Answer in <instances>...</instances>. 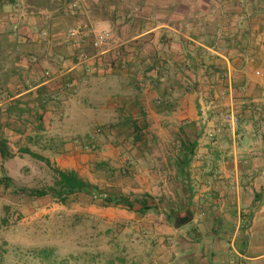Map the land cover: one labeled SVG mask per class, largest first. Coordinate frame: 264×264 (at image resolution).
Here are the masks:
<instances>
[{
  "label": "rangeland",
  "instance_id": "obj_1",
  "mask_svg": "<svg viewBox=\"0 0 264 264\" xmlns=\"http://www.w3.org/2000/svg\"><path fill=\"white\" fill-rule=\"evenodd\" d=\"M157 2L0 0V137L14 153L0 157V264H164L174 252L204 249L208 241L214 248L219 231L211 220L237 217L233 156L264 154L263 139H255L264 136V122L258 110L253 112L264 108L263 84L257 83L264 78V0L205 1L203 10L195 0L186 1L192 12L184 31L195 42L185 38L192 46L162 63L156 49L144 48L139 39L118 45L154 24L142 13H153ZM100 16L110 25H101ZM126 21L132 26L128 31L122 28ZM76 26L84 40L78 46L67 37ZM99 30H108L113 39L97 74L88 65L96 54L93 31ZM41 46H54L53 58L63 59L49 67L38 58L30 70L26 55L41 54ZM77 61L86 69L76 83L67 73L60 91L47 95L40 89L38 100H32L34 90L25 93ZM17 74L21 80L11 86ZM166 88L172 95H155ZM15 90L24 93L11 98ZM229 114L238 119L234 132L225 121ZM194 134L199 139L188 175L195 194L186 203L179 197L173 159L179 138ZM20 147L53 166L75 169L101 189L148 194L156 209L141 213L137 207L103 206L82 195L65 203L51 195L31 196L25 190L51 185L54 174ZM261 181L259 175L253 183ZM243 187L239 196L246 201L251 193ZM165 209L173 211L169 220ZM233 227L226 225V232ZM218 240L224 246L230 242L228 235Z\"/></svg>",
  "mask_w": 264,
  "mask_h": 264
},
{
  "label": "crops",
  "instance_id": "obj_2",
  "mask_svg": "<svg viewBox=\"0 0 264 264\" xmlns=\"http://www.w3.org/2000/svg\"><path fill=\"white\" fill-rule=\"evenodd\" d=\"M93 1L98 3L101 0ZM157 1L159 7H156L153 13H147L146 11L142 13L146 18L153 17L154 24H147L146 27H142L139 32L137 31V33L128 39H119L120 41L118 45L130 42L133 39H139V42H144V48L149 46L153 49H156L154 53L157 55V57L155 58L160 59V63H162L161 60H165V56H169L171 58L176 57L181 52V50H184L183 46L191 45H187L190 42H188V40H184L185 38L194 41L188 35H185L184 31L185 27L187 26L186 23H189L188 18L191 15L192 9L186 5V1L188 0ZM205 1L211 5V2L214 0H195V7H197V9L203 10L205 7ZM182 4H185L186 6L183 8L179 7L180 5L182 6ZM207 8V11H214V9H212L210 6ZM97 20L103 26H107L109 24V20L107 18H101L100 16V18L98 17ZM131 27L132 26L129 25V21H126V23L123 22L122 28H127L128 31ZM41 31L42 29L36 32L40 33ZM132 31H134V29H132ZM151 32H154V35L150 34ZM33 36L36 37V35ZM82 43L83 42H78L77 46ZM200 45L203 46L202 44ZM38 47L39 45H37L35 42H32L33 49H38ZM45 48L47 50H45ZM54 48V46H41L40 51L42 52L38 55L35 53V51H32L31 53L29 52L30 54L28 53L25 58V62L27 63L29 69H33V65L35 64V61L38 60V58H41L43 62H46V65L49 67L62 61V55L57 54L56 57L53 58L52 49ZM44 50L46 51L45 53ZM106 53L107 52H103L101 55L97 53L96 55H93V58L89 59L90 64L88 66L92 68L91 70L97 71L95 72L97 74L101 71L100 67H96L97 63L101 64L103 61L109 59ZM52 61H55L56 63ZM81 63L82 61H77L67 70L59 71L53 76L44 77L41 82L25 90V93L34 90L31 94V96H33L32 100H38L41 98L40 89L44 90L47 95H49L50 92L58 91L59 87H61L63 84L60 79L67 73H69L68 77L70 80L72 79V83H76L79 77V71L86 69V67L82 66ZM88 66L87 68H89ZM16 76V78L11 77V86L14 85L12 82L21 80V77H19L20 75L17 74ZM257 83H259L261 86L263 84L262 87L264 90V78L262 81L257 80ZM171 88H166L162 93L158 92L155 95L160 98L162 95L170 96L172 95V92H174V90L172 91ZM36 89H38L37 93L35 91ZM60 90L61 89H59V91ZM23 93L24 91L19 92L18 90H15L11 98H18ZM175 104L176 101H174V105ZM256 110H258L257 113L260 115V120L264 122V108H253V112H256ZM255 123L256 122L254 121V124ZM256 138H258V141H261V138L264 141V136H255V139ZM232 162L235 178V185L233 187L234 192L237 194L236 199L233 201V208L237 211V217L232 219L228 218V216H219L211 220V225H214V229L219 231V234L217 235L218 237L215 236V239L213 238L216 245L214 248H210L208 245V242L212 243L213 241H208L206 248L204 249L191 248L184 251L174 252L169 260H167V262L164 264H264V197H261L262 194H259L264 193V186L261 185L264 184V182L261 181V184L259 185L253 183V181L256 180L259 175L260 177H264V154H261V158H259L256 156L253 157L252 155H248L247 157L235 153ZM225 175L228 174L225 173L224 176ZM244 178H247L249 183L246 184L245 182H242L244 181ZM243 186H246V188L248 187V192L251 193V197L246 201L242 200V198L239 196V194H242L244 191ZM231 223L234 224V227L231 228L230 233H227L225 226H231ZM227 235L230 238V242L227 246H224V244L219 243L221 240L218 239H220L222 236L225 238Z\"/></svg>",
  "mask_w": 264,
  "mask_h": 264
},
{
  "label": "trees",
  "instance_id": "obj_3",
  "mask_svg": "<svg viewBox=\"0 0 264 264\" xmlns=\"http://www.w3.org/2000/svg\"><path fill=\"white\" fill-rule=\"evenodd\" d=\"M192 123L194 124V122ZM134 129L138 130V127L134 126ZM184 129V127H180L181 131ZM138 138L137 134H135V139L138 140ZM198 139L199 134H194L193 137H180L179 144L177 145L176 157L173 159V164L176 167V177L181 184L179 197L184 195L186 203H190L195 194L194 188L190 183L191 180L189 179L188 170L196 152ZM19 151L20 153H27L34 158L46 162L47 165L51 166V170L54 174V180L51 185L44 188L25 190L31 196L42 197L51 195L57 201L65 203L72 195H82L89 197L92 201H101L103 206H120L127 210H133L137 207V211L141 213L149 209H156L155 205L149 204L146 198L148 194L139 196L133 193L124 194L101 189L97 184L81 176L75 169H62L58 166H53L48 158H45L27 147H20ZM13 155L14 153L7 145L6 139L0 137V157L6 159ZM2 180L8 182L10 178L2 177ZM179 208H183V205L179 204ZM172 213L173 211L171 210H164V214L168 220L171 219Z\"/></svg>",
  "mask_w": 264,
  "mask_h": 264
},
{
  "label": "built area",
  "instance_id": "obj_4",
  "mask_svg": "<svg viewBox=\"0 0 264 264\" xmlns=\"http://www.w3.org/2000/svg\"><path fill=\"white\" fill-rule=\"evenodd\" d=\"M82 35L83 34L80 26H76L67 31V37L76 43L84 41ZM112 39L113 36L108 30L93 31L91 46L96 54L99 53V51L104 52L108 49V46L110 45ZM85 58L87 59L88 56L85 55ZM225 121L230 131L234 132L237 129L238 119L236 116H234L233 114H229L226 116Z\"/></svg>",
  "mask_w": 264,
  "mask_h": 264
},
{
  "label": "water",
  "instance_id": "obj_5",
  "mask_svg": "<svg viewBox=\"0 0 264 264\" xmlns=\"http://www.w3.org/2000/svg\"><path fill=\"white\" fill-rule=\"evenodd\" d=\"M187 219H188V216H184V217L180 218L181 224H183L185 222V220H187Z\"/></svg>",
  "mask_w": 264,
  "mask_h": 264
}]
</instances>
